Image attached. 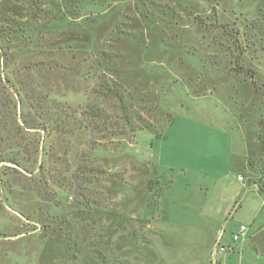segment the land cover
I'll return each instance as SVG.
<instances>
[{"label":"rangeland","instance_id":"rangeland-1","mask_svg":"<svg viewBox=\"0 0 264 264\" xmlns=\"http://www.w3.org/2000/svg\"><path fill=\"white\" fill-rule=\"evenodd\" d=\"M238 175L264 199V0H0V264H264Z\"/></svg>","mask_w":264,"mask_h":264},{"label":"crops","instance_id":"crops-1","mask_svg":"<svg viewBox=\"0 0 264 264\" xmlns=\"http://www.w3.org/2000/svg\"><path fill=\"white\" fill-rule=\"evenodd\" d=\"M183 128L186 129L184 125H183ZM260 158H261L260 161L263 160L262 157ZM255 160L257 159H252L251 160L252 163L256 165H260V161H255ZM245 180L246 178L239 180L242 182L241 186L243 187L244 191L242 190L243 191L242 202L235 204V207H234L235 218L241 222H254V220H256L258 216L259 209L264 204V199L262 197L263 194L260 192V188L262 187L261 185L258 186L257 181H255V183L253 182L251 183L250 181L246 182ZM215 264H221V263L216 261Z\"/></svg>","mask_w":264,"mask_h":264},{"label":"trees","instance_id":"trees-1","mask_svg":"<svg viewBox=\"0 0 264 264\" xmlns=\"http://www.w3.org/2000/svg\"><path fill=\"white\" fill-rule=\"evenodd\" d=\"M237 70H238L239 73H245V72L248 73L247 75H248V77H249L250 79H253V78L255 77V74H256L255 70H253V69L245 70L244 67L241 66V65L238 66ZM118 82H119V81H118ZM103 85H104V87H105L107 90H110V89H111L110 86L106 83V81H104ZM116 85H117V84H116ZM120 85H122V84L119 82V84L117 85L118 88H117V90L114 92V93H115L114 95H116L117 97H119V100H120V101H123V100H124V99H123V96L119 93V88H120L119 86H120ZM80 113L83 114V115H85V116H87V117H90V118L103 119V120H106V121H107L108 119H110V116H106L105 109L101 108V106H96V105H91V104H90V105H88L86 108L81 109V110H80ZM25 128H31V127L25 126ZM137 129H138V127H137V128H136V127H133L132 131H133V132H136ZM123 134H125V132H115V133H112L111 135L104 136L103 138L107 139V137H109V138L112 139L113 136L123 135ZM107 141H108V140H107ZM111 142H113V141L111 140ZM105 144H106V143H105ZM100 145H102L101 141L98 142L97 144L95 143V146H94L93 149H96V148L99 147ZM152 188H153V187L150 186V190H151V191H152ZM260 192L263 193V189H262V188H260ZM153 206H154L153 204H152V206H150L151 209H153V208H152Z\"/></svg>","mask_w":264,"mask_h":264},{"label":"built area","instance_id":"built-area-1","mask_svg":"<svg viewBox=\"0 0 264 264\" xmlns=\"http://www.w3.org/2000/svg\"><path fill=\"white\" fill-rule=\"evenodd\" d=\"M238 178L243 179L244 177L242 175H238ZM259 179H261L264 182V175L259 176ZM248 230H249V227L245 224H242L239 231L234 234V236H233L234 240L241 239L243 236H245L248 233Z\"/></svg>","mask_w":264,"mask_h":264}]
</instances>
